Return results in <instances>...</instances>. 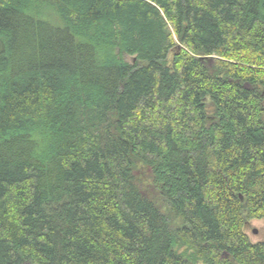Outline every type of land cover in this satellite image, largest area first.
Masks as SVG:
<instances>
[{
  "label": "trees",
  "instance_id": "16d2710c",
  "mask_svg": "<svg viewBox=\"0 0 264 264\" xmlns=\"http://www.w3.org/2000/svg\"><path fill=\"white\" fill-rule=\"evenodd\" d=\"M253 219L264 0H0V264H264Z\"/></svg>",
  "mask_w": 264,
  "mask_h": 264
},
{
  "label": "rangeland",
  "instance_id": "374dc122",
  "mask_svg": "<svg viewBox=\"0 0 264 264\" xmlns=\"http://www.w3.org/2000/svg\"><path fill=\"white\" fill-rule=\"evenodd\" d=\"M175 50H172L169 54V59L173 58ZM257 230V233H255ZM245 232L248 234L253 242H259L264 240V220L253 219L249 221L245 226Z\"/></svg>",
  "mask_w": 264,
  "mask_h": 264
},
{
  "label": "water",
  "instance_id": "95a60500",
  "mask_svg": "<svg viewBox=\"0 0 264 264\" xmlns=\"http://www.w3.org/2000/svg\"><path fill=\"white\" fill-rule=\"evenodd\" d=\"M242 197V196H241ZM255 233H257V230H255Z\"/></svg>",
  "mask_w": 264,
  "mask_h": 264
}]
</instances>
